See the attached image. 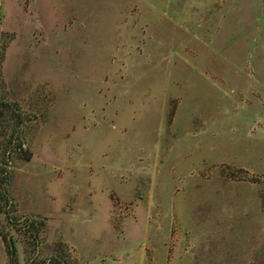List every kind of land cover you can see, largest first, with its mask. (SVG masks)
<instances>
[{"label":"rangeland","instance_id":"374dc122","mask_svg":"<svg viewBox=\"0 0 264 264\" xmlns=\"http://www.w3.org/2000/svg\"><path fill=\"white\" fill-rule=\"evenodd\" d=\"M0 31V264L31 220L78 264H264V0H0Z\"/></svg>","mask_w":264,"mask_h":264},{"label":"trees","instance_id":"16d2710c","mask_svg":"<svg viewBox=\"0 0 264 264\" xmlns=\"http://www.w3.org/2000/svg\"><path fill=\"white\" fill-rule=\"evenodd\" d=\"M8 38L0 31V127L7 133H0V214H7V210L15 212L11 200L10 182L11 167L18 161H29L26 156V147L23 142V130L26 118L19 106L8 101L3 88L2 66L7 48ZM5 134V135H2ZM28 248L25 264H78L63 244L53 246L48 253L44 252L45 244L40 237L43 224L38 220L26 221Z\"/></svg>","mask_w":264,"mask_h":264},{"label":"water","instance_id":"95a60500","mask_svg":"<svg viewBox=\"0 0 264 264\" xmlns=\"http://www.w3.org/2000/svg\"><path fill=\"white\" fill-rule=\"evenodd\" d=\"M9 245H10V249H11V256H13L14 251H13V246H12V241L9 240Z\"/></svg>","mask_w":264,"mask_h":264}]
</instances>
